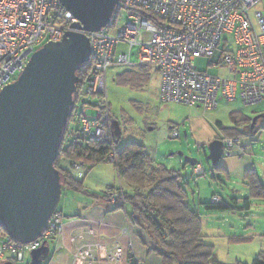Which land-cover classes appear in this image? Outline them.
I'll return each mask as SVG.
<instances>
[{
    "label": "built area",
    "instance_id": "built-area-1",
    "mask_svg": "<svg viewBox=\"0 0 264 264\" xmlns=\"http://www.w3.org/2000/svg\"><path fill=\"white\" fill-rule=\"evenodd\" d=\"M259 1L120 0L103 29L85 32L90 44L91 76L85 81L86 97L81 99L80 129L76 134L91 142L110 141L106 71L112 64H134L157 71L159 99L164 103L214 110L220 99L234 100L237 95L244 105L264 100V12L254 9ZM121 9L127 11L129 20L118 25L116 17ZM76 21L60 0H0V89L16 78L42 38L59 41L66 31L74 30L72 24ZM224 33L232 36L233 51L218 49ZM119 43L127 45L128 50L116 53ZM133 46L138 47L135 63L131 61ZM198 57H206L208 64L223 67L226 74L199 71L194 64ZM80 95L81 91L74 99L73 110L77 111ZM91 96L98 98L94 118L86 116L83 107L90 103ZM170 134L176 137V128ZM222 141L223 157H231L236 151L242 153L238 138L226 137ZM117 151L118 147H113L106 155L110 163H115ZM60 167L76 179L84 177L88 169L82 160L62 159ZM193 173H204L200 163L195 164ZM105 194L114 204L121 191L109 189ZM64 220L56 210L41 236L27 244L12 240L6 233L0 234V264L21 262L24 253L50 244L53 239L57 251L61 247ZM121 233L128 234L126 229ZM80 254L84 261L79 262ZM73 258L72 264H123L126 259L118 239L86 243L74 251Z\"/></svg>",
    "mask_w": 264,
    "mask_h": 264
},
{
    "label": "rangeland",
    "instance_id": "rangeland-1",
    "mask_svg": "<svg viewBox=\"0 0 264 264\" xmlns=\"http://www.w3.org/2000/svg\"><path fill=\"white\" fill-rule=\"evenodd\" d=\"M254 9L264 12V0H260ZM128 20L127 11L121 9L116 17V24L120 25ZM45 42L46 37L42 38L36 49ZM137 48V46L132 47V63L136 62ZM218 49L220 51L235 49L230 34L222 35ZM127 50L128 46L123 43L116 46V53ZM208 61L209 59L206 57H198L194 60V64L199 71L207 74H226L223 67L210 65ZM158 90L159 75L152 68L144 67L142 69L134 64H112L107 68L106 97L110 120L117 121L120 129L118 146L130 140L139 142L144 145L154 163L181 176L189 205L201 218L204 241L212 245L214 257L220 264H236V262L250 264L260 251H264V238L261 236L264 234V200H252L253 203L247 209L242 201L236 205L233 203L231 198L247 196L242 193L243 184L239 180H226L207 159L209 153L207 144L197 142L181 123L176 125L177 136L171 137L168 120L174 122L172 117H183L186 106L174 104L175 102H161ZM80 91V99L76 102L77 111L74 110L72 119L68 123V130L71 131V134L80 129L81 99L86 97L84 96L85 82L81 85ZM90 100V103L83 107H85V115L94 118L97 115L95 105L98 98L91 96ZM261 102L263 112L260 114L262 117L256 119L254 129L259 126V122L264 126V100ZM257 105H244L237 98L232 102H223L219 108L225 109L231 106V108L247 112L253 118L255 117L252 115L253 110ZM150 126H155V128L150 130ZM258 131L254 134L241 135L240 140L245 144L257 143L256 149H254L255 156L263 158L264 127ZM259 138L262 140L260 143ZM239 145L242 144L239 143ZM179 152L185 156L196 158L197 163L203 166L204 174H194L195 165L187 164L183 156L178 154ZM91 168L95 169L94 173L98 172L99 177H92L88 180H85V176L82 177L84 192L61 190L57 210L62 211L64 217L72 216L73 211L70 208L74 206L71 208L73 210L81 205L83 199H86L90 194L101 196L106 189L119 185L120 180L112 163L105 160L94 164ZM257 169L259 170L258 165ZM122 184L121 182L120 185ZM213 196H217L235 207L225 211L205 210L201 203L210 202ZM56 258L57 253H55L53 245H50L48 256L39 264H53ZM29 262V253H24L23 261L14 262V264H29Z\"/></svg>",
    "mask_w": 264,
    "mask_h": 264
},
{
    "label": "water",
    "instance_id": "water-1",
    "mask_svg": "<svg viewBox=\"0 0 264 264\" xmlns=\"http://www.w3.org/2000/svg\"><path fill=\"white\" fill-rule=\"evenodd\" d=\"M120 0H60L77 21L59 41H46L29 57L16 78L0 89V228L14 241L27 244L47 228L61 195V175L54 166L77 90V71L90 60L85 32L103 29ZM219 52L215 55L217 59ZM258 117L251 119L254 129ZM112 134L120 135L111 120ZM213 167L223 141L207 144ZM187 164L197 159L183 155ZM50 251L44 244L29 253L39 264ZM3 264H13L4 262Z\"/></svg>",
    "mask_w": 264,
    "mask_h": 264
},
{
    "label": "trees",
    "instance_id": "trees-1",
    "mask_svg": "<svg viewBox=\"0 0 264 264\" xmlns=\"http://www.w3.org/2000/svg\"><path fill=\"white\" fill-rule=\"evenodd\" d=\"M77 76L75 98L81 85L91 76L90 62L80 67ZM73 113L74 110L69 115L54 162V166L60 171L61 188L84 192L83 178L76 179L68 170L61 168L62 159L82 160L88 165L86 175L94 164L108 161L106 159L108 152L113 147H118L116 161L112 164L118 178L128 188L124 190L122 185L109 188L121 191L110 209L124 210L128 221L145 232L147 250L154 253L161 264H220L214 257L212 245L204 241L201 218L189 205L181 176L154 163L144 145L139 142L130 140L118 146V137L112 134L111 128L108 143L88 141L78 136L77 131L71 134L68 123ZM214 168L219 170L220 165L217 164ZM263 178L253 168L246 170L243 182L248 189V194L244 198H231L233 203L236 205L242 201L247 209L251 206L252 200H264ZM106 191L100 197L109 201ZM213 197L212 201L201 203L205 210L225 211L235 207L219 197L213 201ZM127 207L129 210H126ZM0 234H5L2 228H0ZM261 236L264 238V234ZM54 242L55 239L49 246ZM137 262L131 260L130 264H137ZM236 264L246 263L236 262ZM250 264H264V251H260Z\"/></svg>",
    "mask_w": 264,
    "mask_h": 264
},
{
    "label": "crops",
    "instance_id": "crops-1",
    "mask_svg": "<svg viewBox=\"0 0 264 264\" xmlns=\"http://www.w3.org/2000/svg\"><path fill=\"white\" fill-rule=\"evenodd\" d=\"M140 67L141 66H138V68ZM237 98L238 95L234 100ZM234 100L220 99L217 108L214 110H204L198 105L183 104L186 106L184 107V116L181 118L172 117L174 122H171L170 120H168V122L170 124V131L171 128L175 127L178 132L176 125L181 123L183 128L189 131L193 138L200 143L208 144L215 139L223 140L226 137L238 138L239 143L242 144L241 146L239 145L242 153L238 154V151H236L237 153L235 152L231 157H223L221 155L218 163L220 169L217 171L228 181L239 180L244 186L242 193L247 195L248 189L243 182L244 172L253 168L256 170L257 174L263 178L264 157L261 158L260 156H255L254 149H256L255 146L257 143H254V146L252 144L242 143L240 136L249 133L254 134L264 126L263 123L259 122V126L251 131L249 130V124L252 117L249 116L247 112L231 108V106L225 109L219 108L220 104L223 102H232ZM261 103V101L256 103L258 105L255 106L252 114L258 118L262 117L260 114L263 112V106ZM174 104L181 103L175 102ZM154 128L155 126L149 127L150 130H153ZM260 142H262L261 139L259 143ZM262 151H264L263 147ZM257 165L259 170L257 169ZM94 172L95 169L91 168L85 175V180L92 177H99L98 172ZM121 182L123 183L121 187L124 190L127 189L128 187L122 180L119 181L118 186H120ZM82 202L81 205H78L73 210L71 208L74 206L70 208V210L73 211L72 216H65L68 218L64 220L61 247L55 251V253H57V258L53 264H72L74 262V251L78 247H84L86 243L97 241V239L108 241L118 239L121 244L122 254L126 257L123 264H130L131 260L144 262L146 264H161L160 259L154 253L147 250L145 245L147 236L145 232L128 221L124 210L110 209L112 206L111 202L97 196L96 194H90V196L83 199ZM252 203L253 202H251V204ZM126 210H129V207H127ZM122 229H126L128 234L122 235ZM78 259H80L79 262L85 260L82 254L78 256ZM79 262L76 263L78 264Z\"/></svg>",
    "mask_w": 264,
    "mask_h": 264
}]
</instances>
